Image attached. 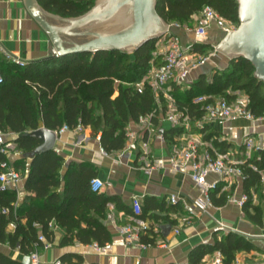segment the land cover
Wrapping results in <instances>:
<instances>
[{"label": "trees", "instance_id": "obj_1", "mask_svg": "<svg viewBox=\"0 0 264 264\" xmlns=\"http://www.w3.org/2000/svg\"><path fill=\"white\" fill-rule=\"evenodd\" d=\"M37 1L46 11L65 18L79 17L93 5V0ZM205 6L239 26L237 0H157L156 11L167 23L186 24ZM157 40L139 47L132 55L120 51L75 53L26 63L23 67L0 69L3 76L0 131L15 135L13 142L22 156L14 166L24 179L25 191L19 204L16 191L0 190V244H7L23 256L28 255L34 244L42 245L38 239L40 234L53 241L51 222L63 231L60 247L92 243L102 246L111 241L110 231L102 219L107 204L115 198L91 191L90 181L97 177L95 167L88 162H70L62 174L65 159L55 151L29 158L41 142L28 133L40 127L56 131L65 125L73 128L81 124L90 129L92 136L100 134V145L107 153L121 150L126 127L156 105L148 86L138 93L134 85L152 66L161 64L160 57L153 53ZM192 48L198 53L213 50L208 43ZM254 72L248 60L234 58L226 70L214 71L210 78L202 74L188 87L173 85L170 93L179 107L199 116L202 110L192 104L195 97L213 95L230 101L232 92L240 91L248 98L247 109L254 118H259L264 116V84ZM164 111L162 107L160 113ZM215 145L224 149L230 146L225 142H215ZM3 159L0 154V162ZM242 170L243 191L250 197L243 210L251 222L262 226L264 194L260 192V171L264 174V151L253 153L242 165ZM253 192L257 194V204L252 203ZM226 195L223 193L219 198L224 199ZM141 208V217L146 219L142 204ZM127 214L131 217L132 211L128 210ZM10 224L14 225L12 232L7 231ZM153 236L143 235L140 241L153 245L156 235ZM251 249L253 245L247 237L228 231L215 237L212 244H202L191 250L187 264H200L205 255L217 251L222 255L223 264H232L235 252ZM0 264L21 262L0 252Z\"/></svg>", "mask_w": 264, "mask_h": 264}, {"label": "crops", "instance_id": "obj_2", "mask_svg": "<svg viewBox=\"0 0 264 264\" xmlns=\"http://www.w3.org/2000/svg\"><path fill=\"white\" fill-rule=\"evenodd\" d=\"M44 11L46 10L44 9ZM46 18L54 25H66L54 17L46 16ZM196 20V16L193 15L190 20L193 23L191 25L184 24L190 30L175 31L183 46L192 44L193 34L191 29L196 25ZM210 35L216 38L214 42H208L211 46L216 45L222 38L219 30L214 25L208 31V37ZM50 50L51 43L47 34L28 13L25 1L0 0V69L18 66L16 63L7 60L6 53L26 64L46 59ZM217 60L220 61V64L213 62L212 69L229 64V61H224L220 57H217ZM208 62L191 73L190 82H195L202 74L208 75L205 71ZM162 115L161 113L156 120V125L165 137L166 144L161 145L159 142L152 144L153 155L156 160L167 159L169 145L176 136V132H172L173 128L170 124L163 121ZM208 130L207 139L206 137L204 139L214 138L213 145L219 152L231 149L236 152V158L242 159V142L247 132L258 140H264V119L254 122L244 119L226 123L216 122L210 125ZM99 138L100 134L97 137L92 136L89 128H84L81 134L72 130L57 134L54 151L65 159L62 174H64L70 162H88L95 167L97 178L104 183V188L100 194L115 198L114 201L112 200L107 204L102 219L104 225L105 219L110 214L114 216L118 224L129 221L130 216L127 211L131 210V199L134 196L139 197L144 210H146V220L153 223L160 230L159 234L155 236V244L146 245L143 248L126 246L117 228L105 225L111 234V241L108 242L111 249L106 255H98L92 250L90 244L60 247L59 242L63 236V231L55 226L52 247L45 250L42 245L39 246L38 253L42 263L61 259L67 264H187L189 253L195 247L202 244H212L215 237H220L230 230H235L245 235V237H251L248 239L252 243L253 249L235 252L232 264H264V213L262 216L263 225L259 226L251 222L243 208H239L235 203L242 194H245L242 179H235L229 185L225 182L219 183L218 188L210 193L211 204L206 211L200 212L195 209L196 215L188 218L182 201L191 204L201 196L188 173H172L165 169H159L153 171L151 175H147L141 169L138 151L135 150L121 155V149L104 156L100 152L102 147ZM215 142L218 144L225 142L230 146L224 149L215 145ZM19 158L16 157L12 160L13 165ZM215 179V176L208 178L209 181ZM18 189L17 202L20 204L25 195L24 179L19 183ZM223 193H227L226 197L224 199L219 198ZM171 195H177L180 202L176 205L170 204L168 198ZM255 196L256 199L254 202L252 201L253 204L258 203L256 193ZM229 197H232L233 201H229ZM262 207L264 208V204ZM249 211L251 212V209ZM166 220L171 221L172 225L170 224L171 230L164 237L161 235L160 226L168 224ZM220 225H224L227 229H218ZM13 230L14 226L10 224L7 231L12 232ZM160 243H164L165 247H161ZM0 252L19 261L23 257L18 250H12L7 244H0ZM213 254L205 255L200 264L210 263Z\"/></svg>", "mask_w": 264, "mask_h": 264}, {"label": "built area", "instance_id": "obj_3", "mask_svg": "<svg viewBox=\"0 0 264 264\" xmlns=\"http://www.w3.org/2000/svg\"><path fill=\"white\" fill-rule=\"evenodd\" d=\"M196 25L191 29L193 34L192 44L183 46L180 37L175 32L177 29H187L189 27L178 22L169 23L167 32L160 37L156 43L157 56L161 59L159 66H152L147 74L136 83L135 89L138 93L142 92L146 85L151 89L155 100V107L144 116H140L137 122L129 124L125 129V144L120 151L121 155L138 151V158L141 162V169L151 175L153 171L165 169L172 173L186 172L194 185L200 191L201 196L187 203L182 201L183 208L188 215V218L194 217L195 209L200 212H205L211 204L210 193L215 191L219 183L225 182L231 184L235 179H242V165L251 158L255 152L264 151V140H258L251 133H246L243 138V158H236V152L231 149L225 152H219L214 147V138L204 139L209 133L208 127L216 122L226 123L237 119L247 121H259L263 117L254 118L252 113L247 109L249 103L247 96L240 92H232L233 99L213 95H199L192 100V104L202 110L201 115H191L187 108H181L177 105L175 98L171 95V87L173 85L180 87H188L192 82L189 81L191 73L204 66L213 54L198 53L193 50V45L207 44L208 31L214 25L225 36L229 32L235 31L238 26L222 18L213 8L205 6L200 12L195 14ZM215 46H212L215 53ZM7 60H10L20 67L25 65L24 62L6 53ZM3 83V76L0 73V85ZM164 102V103H162ZM162 113L163 121L170 124L171 128L176 129V136L169 145V151L166 160H156L153 155L152 144L159 142L161 145L166 144V139L159 131L156 125V120ZM67 130H72L75 133H83L84 127L81 124L70 128L63 126L54 131L61 134ZM14 135L11 132L0 131V154L4 159L0 162V190H14L18 196V185L22 181L21 173L15 168L12 160L16 157H21L19 151L13 142ZM101 154L107 156L108 153L103 149ZM256 171L254 166H251ZM262 182L260 191L264 193V174L260 171ZM210 176H215L214 181H209ZM104 188V183L99 178H93L90 181V189L94 193H100ZM230 198V197H229ZM254 202L256 199L255 193L251 195ZM250 200L247 194H242L235 201L239 208ZM229 201H233L231 197ZM168 202L176 205L180 202L177 195H171ZM132 216L130 220L118 224L112 214L105 219V225H111L117 228L119 235L122 237L126 246L143 248L146 244L140 241L141 236L148 235L153 238V235L159 234L160 230L153 223L141 217L142 208L139 197L134 196L131 199ZM14 226V225H13ZM50 229L54 230L53 222L49 224ZM218 229H227L224 225H220ZM39 241L43 249L47 250L52 247V241L47 240L43 235H39ZM92 250L98 255H106L111 249V245L106 243L102 246L97 243L90 244ZM161 247H165L164 243H160ZM39 246L33 245L32 251L28 254L30 264H67L61 259H56L52 262L42 263L38 253ZM208 264H223L222 255L220 252H214L212 260Z\"/></svg>", "mask_w": 264, "mask_h": 264}, {"label": "water", "instance_id": "obj_4", "mask_svg": "<svg viewBox=\"0 0 264 264\" xmlns=\"http://www.w3.org/2000/svg\"><path fill=\"white\" fill-rule=\"evenodd\" d=\"M24 1L30 16L49 38L51 50L47 58L75 53L135 51L162 37L169 27L156 11L157 0H96L89 11L75 18L47 13L37 0ZM237 3L239 26L221 38L215 51L229 61L234 58L248 60L255 69L254 76L264 84V0H237ZM46 16L66 25H54ZM28 135L41 142L29 158L54 151L57 139L54 131L40 127ZM160 229L161 235L166 237L171 225H161ZM20 262L30 264V257L24 255Z\"/></svg>", "mask_w": 264, "mask_h": 264}, {"label": "rangeland", "instance_id": "obj_5", "mask_svg": "<svg viewBox=\"0 0 264 264\" xmlns=\"http://www.w3.org/2000/svg\"><path fill=\"white\" fill-rule=\"evenodd\" d=\"M95 1L96 0H93V5H92V7L95 5ZM91 7V8H92ZM193 23V21H189V22H187V24L188 25H191ZM169 24V23H168ZM195 24V23H194ZM182 25V24H181ZM177 30H181L180 28L179 29H177ZM159 39V38H158ZM216 38L215 37H213L212 35H210L209 37H208V39H207V42H214V40H215ZM158 42V41H157ZM156 42V43H157ZM158 50H157V47H155V52L153 51V53H154V55H157L158 54V52H157ZM214 51L212 50V51H209L208 52V50H207V54L209 53V54H213V56L211 57V59H210V61L208 62V64L205 66V71H207V73H208V75H207V77L208 78H210L211 77V75L214 73V71H218V72H222V71H224V70H226L227 68H228V66H229V64L227 65V66H223V65H221L222 67L221 68H214V69H212L211 68V66H212V64H213V62L214 63H218V64H220V61H218L217 60V57H220V59H222V60H224V61H229L225 56H223V55H221V54H218L217 52H215V53H213ZM127 53L129 54V55H132V53H133V50L132 49H129V50H127ZM243 93V92H242Z\"/></svg>", "mask_w": 264, "mask_h": 264}]
</instances>
